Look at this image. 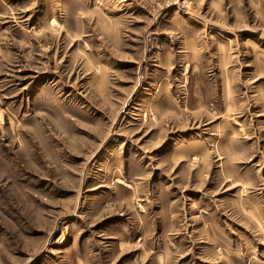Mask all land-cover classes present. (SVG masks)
<instances>
[{
  "label": "rangeland",
  "instance_id": "374dc122",
  "mask_svg": "<svg viewBox=\"0 0 264 264\" xmlns=\"http://www.w3.org/2000/svg\"><path fill=\"white\" fill-rule=\"evenodd\" d=\"M0 264H264V0H0Z\"/></svg>",
  "mask_w": 264,
  "mask_h": 264
}]
</instances>
